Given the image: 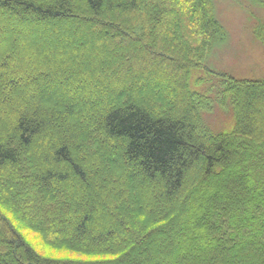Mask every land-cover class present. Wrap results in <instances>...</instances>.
Listing matches in <instances>:
<instances>
[{
	"label": "trees",
	"instance_id": "16d2710c",
	"mask_svg": "<svg viewBox=\"0 0 264 264\" xmlns=\"http://www.w3.org/2000/svg\"><path fill=\"white\" fill-rule=\"evenodd\" d=\"M225 33L211 0H0V264H264V80L204 65Z\"/></svg>",
	"mask_w": 264,
	"mask_h": 264
},
{
	"label": "rangeland",
	"instance_id": "374dc122",
	"mask_svg": "<svg viewBox=\"0 0 264 264\" xmlns=\"http://www.w3.org/2000/svg\"><path fill=\"white\" fill-rule=\"evenodd\" d=\"M213 14L225 29V38L217 42L207 54L204 65L214 72L240 80H264V0H211ZM194 71L190 80L192 90L202 92ZM202 121L210 132H228L234 124L229 107L215 105L202 113ZM17 229L28 244L40 255L57 260H79L85 256L71 251L57 250L24 228Z\"/></svg>",
	"mask_w": 264,
	"mask_h": 264
}]
</instances>
